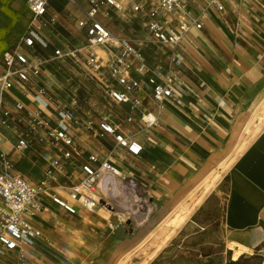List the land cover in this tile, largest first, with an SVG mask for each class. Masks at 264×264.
<instances>
[{"label":"built area","instance_id":"built-area-1","mask_svg":"<svg viewBox=\"0 0 264 264\" xmlns=\"http://www.w3.org/2000/svg\"><path fill=\"white\" fill-rule=\"evenodd\" d=\"M25 1L30 23L22 36L3 51L0 71V256L22 251L46 238L37 220L48 212L47 201L73 216L80 208L94 212L100 206V193L109 194L120 179L137 187L124 174L121 178L109 155L89 151L82 143L84 133L96 140L112 137L126 155L139 156L143 147L135 133L121 130L115 117L82 116L77 96L62 98L51 92L54 81L43 79L45 65L54 63L65 71L69 66L79 67L105 98L126 109L122 122L149 130L158 123V115L144 108L142 78L148 76L157 106L163 107L168 100L181 104L183 100L174 90L178 68L183 64L180 45L191 31L204 28L209 9L221 16L227 12L222 0H205L199 13L183 0H85L86 7L79 0H68L84 13L78 22L85 28L84 39L77 46L69 42L57 45L45 57L38 52L50 47L45 30L56 31L60 15L51 11L53 0ZM110 8L143 13L149 33L147 45L166 49V63L151 64L143 48L113 33L98 18L101 11ZM31 52L36 53L34 57ZM15 88L25 94L30 91L31 105L16 98L13 105L8 104L7 97ZM14 121H24L28 128L20 134L14 130L13 136L17 137L13 140L4 129ZM4 143L11 146L10 151L2 147ZM27 150L45 161L38 180L22 174L12 157H22ZM128 218L120 216L119 221L123 223ZM260 264H264V253Z\"/></svg>","mask_w":264,"mask_h":264},{"label":"crops","instance_id":"crops-1","mask_svg":"<svg viewBox=\"0 0 264 264\" xmlns=\"http://www.w3.org/2000/svg\"><path fill=\"white\" fill-rule=\"evenodd\" d=\"M224 2L230 12L227 9L221 16L209 9L204 28L191 31L180 45L183 64L178 68L174 90L183 102L168 100L160 108L153 102V86L144 76V108L158 115V123L149 130H140L136 124L122 122L126 109L116 118L121 130L135 133L143 147L139 156L126 155L112 137L96 140L84 133L82 143L89 151L109 155L122 174L165 211L232 160L226 174L224 213L232 261L244 257L249 259L248 264H257L253 256L264 253V126L255 117L264 107V14L247 10L243 0ZM147 57L151 64L166 63L167 59ZM16 89L7 101L11 97L31 101L30 96ZM2 147L11 150L7 143ZM32 151L23 159L12 157L22 174L38 180L45 161ZM46 206L48 212L56 208L48 201ZM73 216L89 220L88 227L94 232L85 247L67 252L41 238L34 246L0 256V264H111L113 256L93 239H98L102 231L117 230L121 234L123 224L109 223L97 210L80 208ZM43 217L37 224L45 232Z\"/></svg>","mask_w":264,"mask_h":264},{"label":"rangeland","instance_id":"rangeland-1","mask_svg":"<svg viewBox=\"0 0 264 264\" xmlns=\"http://www.w3.org/2000/svg\"><path fill=\"white\" fill-rule=\"evenodd\" d=\"M243 1L247 4V10L251 12L256 10L264 14V0ZM79 2L82 6H87L85 0ZM183 2L196 13L201 12L205 7V0H183ZM226 8L229 11L227 6ZM51 11L58 12L60 18L55 26L56 31L45 30L50 40V47L38 50L45 57L62 43L69 42L71 46L81 44L85 35L84 28L78 23L84 13L77 5L68 0H53ZM211 11L215 12L213 8ZM98 18L113 33L133 40L143 48L151 60H159L161 56L163 59L166 56V49H155L147 45L149 33L145 26L147 18L143 13H127L110 8L101 11ZM29 23L30 11L25 0H0V71L3 69V51L22 36ZM35 54L31 52L32 57ZM43 79L54 81L51 87L53 94L62 98L77 96L79 111L84 117L120 118L125 111L123 106L120 107L105 98L100 88L77 66H69L65 71L54 63H48L44 67ZM16 91L21 94L26 92L20 88ZM27 91L28 95L30 91ZM8 101L14 104L12 97ZM22 101L31 105L29 100ZM255 117L261 120L264 126V107ZM26 119L28 121V118ZM263 126L259 127V130ZM27 128L28 125L24 121H14L9 128L5 127L4 132L7 137L14 140L17 137L13 136L14 130L20 134ZM82 132L81 130L80 133ZM28 151L32 150L24 152L22 159L28 155ZM14 158L18 157L15 155ZM44 164L43 162L42 166ZM231 165L232 160L223 164L220 171L216 170L207 175L182 198L181 202L166 211L161 205L152 203L140 186L132 187L129 180L120 179L112 186L109 194L100 193V197L106 198L107 204L100 203L96 210L109 223L114 222V225L119 221L120 216L123 219L129 218L123 221L121 234H117V230L115 233H112V230L102 231L98 239H93L94 243L102 246L107 255L113 256L111 264H234L232 245L224 227L227 199L226 174ZM210 182H216L215 186L201 202L202 204L193 208L203 189ZM56 208L43 214L44 219L41 223L45 228L47 243L67 252L85 247L92 240L91 234L94 233L88 227L89 220L70 216ZM130 209L134 213L130 214ZM182 219L185 220L182 222ZM104 236H112L115 240L110 237L106 239ZM253 258L257 264L262 261L260 254ZM248 261L249 259L241 257L235 264H248Z\"/></svg>","mask_w":264,"mask_h":264},{"label":"bare ground","instance_id":"bare-ground-1","mask_svg":"<svg viewBox=\"0 0 264 264\" xmlns=\"http://www.w3.org/2000/svg\"><path fill=\"white\" fill-rule=\"evenodd\" d=\"M116 170L118 172V174H121V178H124V175L122 174V172L120 171L119 167H116ZM220 179V178H219ZM216 182H210L209 185H207L203 191H202V194L198 197L195 205L193 206V208H196L198 207V205L204 201V199L206 198V196L211 192V190L213 189V187L215 186ZM126 188V187H125ZM105 194L107 195V193L105 192ZM106 197V196H105ZM99 202L103 205H106L107 204V201H106V198H103L102 196L99 198ZM202 204V203H201ZM191 214V213H190ZM185 219H182V222L184 221ZM179 227V225H178ZM165 244V243H164ZM163 246V245H162ZM164 247V246H163ZM160 250V249H159ZM156 254V253H155ZM151 256V255H150ZM156 257V256H154ZM153 257V258H154ZM149 260H151V257H149ZM153 260V259H152ZM146 264V263H145Z\"/></svg>","mask_w":264,"mask_h":264},{"label":"trees","instance_id":"trees-1","mask_svg":"<svg viewBox=\"0 0 264 264\" xmlns=\"http://www.w3.org/2000/svg\"><path fill=\"white\" fill-rule=\"evenodd\" d=\"M17 167H18L19 169H21V167H19V166H17ZM239 260H240V259H239ZM239 260H238V261H239ZM238 261H233V263L235 264V263L238 262ZM260 263H261V262H260Z\"/></svg>","mask_w":264,"mask_h":264}]
</instances>
